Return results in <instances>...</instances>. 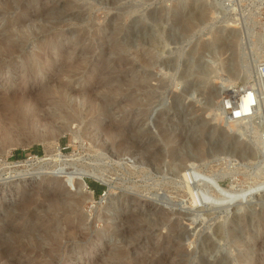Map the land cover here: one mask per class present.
<instances>
[{
	"label": "rangeland",
	"instance_id": "374dc122",
	"mask_svg": "<svg viewBox=\"0 0 264 264\" xmlns=\"http://www.w3.org/2000/svg\"><path fill=\"white\" fill-rule=\"evenodd\" d=\"M263 23L264 0H0V264H264V108L222 110ZM56 82L88 106L60 136Z\"/></svg>",
	"mask_w": 264,
	"mask_h": 264
},
{
	"label": "bare ground",
	"instance_id": "6f19581e",
	"mask_svg": "<svg viewBox=\"0 0 264 264\" xmlns=\"http://www.w3.org/2000/svg\"><path fill=\"white\" fill-rule=\"evenodd\" d=\"M10 9V8H9ZM4 10V9H2ZM42 29V28H41ZM256 44H258L259 46V50L262 51L263 47H264V23L262 25V31L261 33H258L256 34ZM14 39V38H13ZM15 46V45H14ZM12 45V47H14ZM11 47V46H9ZM16 47V46H15ZM7 50V49H6ZM14 50V49H13ZM13 53V52H12ZM37 57V56H36ZM30 59H28L29 61ZM54 64V63H53ZM46 71V70H45ZM62 72V71H61ZM64 72V71H63ZM46 73V72H45ZM60 73V72H59ZM57 78V77H56ZM55 79V78H53ZM52 79V80H53ZM59 80V79H58ZM57 80V81H58ZM54 84V83H53ZM27 84H25L26 86ZM229 90V89H228ZM239 92L235 95V96H231V97H225V98H230L231 101H235L237 98L241 97L242 93H241V89H237ZM45 94H44V99L47 100V103L50 104L52 108H54L53 110H55L57 113H56V120L57 121H62L61 123V126H60V130L58 128V130L56 131L58 136L60 135H63L67 132H70V133H74V129L72 130L70 127L71 125H81L84 121L83 118H86L84 117V113H88V112H85L86 109H87V103L85 102H81V103H78L77 101H73V97H72V94L74 93L73 90H71L68 86H66V84H59V82H56V84L54 85H46L45 87ZM78 95V94H77ZM43 98V97H42ZM20 99V98H19ZM23 99V98H22ZM3 100V99H2ZM7 101V100H6ZM39 103V102H38ZM46 104V103H45ZM46 104V105H48ZM91 105V104H90ZM49 107V108H50ZM85 108V109H83ZM93 108V107H92ZM50 110V109H49ZM91 110V108H90ZM90 110H87V111H90ZM233 111H239L240 114L242 115H249V114H252V115H255L254 112H252V110H250L248 108V100L244 101V103L242 102L241 104L240 103H235V106H233ZM52 112V111H51ZM54 113V112H53ZM227 114V113H226ZM255 117V116H254ZM249 119V120H252V117H245L243 119ZM243 119L241 121H243ZM254 119V118H253ZM233 122V121H232ZM235 123V122H234ZM51 126V125H49ZM8 127V126H7ZM44 127V125H43ZM50 130V129H49ZM55 130V129H54ZM110 130V129H109ZM88 132V131H86ZM85 132H81V135L83 136V134ZM48 134V133H47ZM110 134V133H109ZM86 135V134H85ZM89 135V134H88ZM112 135V134H111ZM48 136V135H47ZM58 136H56L58 138ZM87 138V137H86ZM85 138V139H86ZM55 139V137H54ZM82 181V179H81ZM101 181V180H99ZM80 184V187L79 189H81L83 187V182H79ZM75 185V184H74ZM86 186V185H85ZM83 189V188H82ZM57 200V199H55ZM67 200V199H66ZM71 200V199H70ZM60 202V201H59ZM80 202V201H79ZM77 200H72L69 204H66V205H69L68 206V209L67 208H62L63 211H65L64 209H67L65 212H67L68 210H71L69 209L71 206H77ZM62 203V202H60ZM59 203V204H60ZM58 204V205H59ZM70 204H72L70 206ZM56 205V203H55ZM60 206H65V205H60ZM59 206V209L58 210H61ZM57 207V205H56ZM66 207V206H65ZM57 209V208H56ZM75 210V209H74ZM73 211V210H72ZM72 211H69L68 213L72 212ZM60 213V212H59ZM50 218V217H49ZM44 236V235H43ZM27 237V236H26ZM25 237V238H26ZM66 238V237H65ZM23 240V239H22ZM27 243V242H26ZM53 247V246H52Z\"/></svg>",
	"mask_w": 264,
	"mask_h": 264
},
{
	"label": "built area",
	"instance_id": "2783aa9c",
	"mask_svg": "<svg viewBox=\"0 0 264 264\" xmlns=\"http://www.w3.org/2000/svg\"><path fill=\"white\" fill-rule=\"evenodd\" d=\"M241 93V97L237 98L234 102L230 98H224L222 102V110L225 114L227 113V118L230 121H241L245 117H252L253 119L260 115V108H264V58L256 66L253 84L241 88ZM246 100H248V108L255 115H242L239 111H233L235 103L241 104Z\"/></svg>",
	"mask_w": 264,
	"mask_h": 264
},
{
	"label": "trees",
	"instance_id": "16d2710c",
	"mask_svg": "<svg viewBox=\"0 0 264 264\" xmlns=\"http://www.w3.org/2000/svg\"><path fill=\"white\" fill-rule=\"evenodd\" d=\"M16 155L18 157L19 155H21V153L17 152ZM88 184L95 191L96 194H100L104 190V187L98 184H94L93 182H88Z\"/></svg>",
	"mask_w": 264,
	"mask_h": 264
},
{
	"label": "water",
	"instance_id": "95a60500",
	"mask_svg": "<svg viewBox=\"0 0 264 264\" xmlns=\"http://www.w3.org/2000/svg\"><path fill=\"white\" fill-rule=\"evenodd\" d=\"M85 183V182H84Z\"/></svg>",
	"mask_w": 264,
	"mask_h": 264
}]
</instances>
